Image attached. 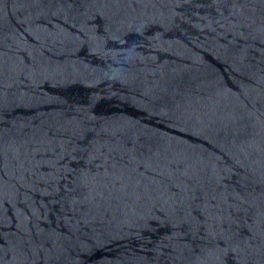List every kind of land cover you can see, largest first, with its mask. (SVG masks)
I'll use <instances>...</instances> for the list:
<instances>
[{"label":"water","instance_id":"95a60500","mask_svg":"<svg viewBox=\"0 0 264 264\" xmlns=\"http://www.w3.org/2000/svg\"><path fill=\"white\" fill-rule=\"evenodd\" d=\"M0 264H264V0H0Z\"/></svg>","mask_w":264,"mask_h":264}]
</instances>
